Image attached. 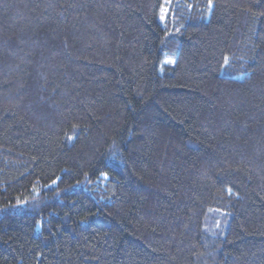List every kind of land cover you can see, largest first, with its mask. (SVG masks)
<instances>
[{
    "label": "trees",
    "instance_id": "obj_1",
    "mask_svg": "<svg viewBox=\"0 0 264 264\" xmlns=\"http://www.w3.org/2000/svg\"><path fill=\"white\" fill-rule=\"evenodd\" d=\"M0 264H264V0H0Z\"/></svg>",
    "mask_w": 264,
    "mask_h": 264
},
{
    "label": "snow or ice",
    "instance_id": "obj_2",
    "mask_svg": "<svg viewBox=\"0 0 264 264\" xmlns=\"http://www.w3.org/2000/svg\"><path fill=\"white\" fill-rule=\"evenodd\" d=\"M163 19V17H161ZM227 62V61H226ZM166 63H172V61H166Z\"/></svg>",
    "mask_w": 264,
    "mask_h": 264
}]
</instances>
